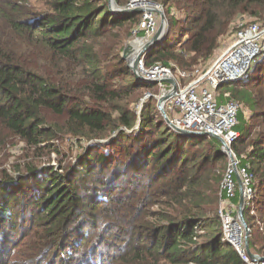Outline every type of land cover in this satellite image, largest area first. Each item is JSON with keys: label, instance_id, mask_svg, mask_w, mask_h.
I'll return each instance as SVG.
<instances>
[{"label": "trees", "instance_id": "16d2710c", "mask_svg": "<svg viewBox=\"0 0 264 264\" xmlns=\"http://www.w3.org/2000/svg\"><path fill=\"white\" fill-rule=\"evenodd\" d=\"M154 1L170 28L147 68L192 71L214 57L238 16L264 23V0ZM139 21L114 16L108 0H0V142L18 138L39 157H61L52 144L61 135L109 140L82 146L77 163L64 156L58 166L40 168V160L20 165L16 177L4 172L0 264H248L222 242L217 210L229 163L221 142L180 136L155 99L140 116L131 109L159 94L123 58ZM219 91L240 103L233 150L255 177L251 205L264 225V57L246 81ZM256 229L253 254L264 243V227Z\"/></svg>", "mask_w": 264, "mask_h": 264}, {"label": "built area", "instance_id": "2783aa9c", "mask_svg": "<svg viewBox=\"0 0 264 264\" xmlns=\"http://www.w3.org/2000/svg\"><path fill=\"white\" fill-rule=\"evenodd\" d=\"M127 8V11L134 12L132 14L137 11L142 13L138 25L131 32L132 43L149 42L160 30L159 12L165 13L164 5L151 0H129ZM168 28H170L169 22ZM228 42L224 52L202 70H181L173 64L172 66L157 64L147 68L144 60L148 53L145 54L139 63L140 74L160 86V95L149 92L143 102L150 99L158 101L162 95L172 90V85L168 81L174 80L177 91L166 104L167 113L171 115L169 117L174 125L183 130L205 133L224 140L229 149L225 153L229 164L222 181L218 209L223 225L222 242L233 246L248 264H264V262H253L248 257L244 250L247 233L234 218L238 206L234 200L239 195L240 187L243 190L246 208L251 205L255 197V177L250 172V166L242 167L233 150V145L240 137L237 127L241 106L229 96V93L222 95L224 97L222 102L219 91L222 85L246 81L253 67L264 57V23L240 19ZM132 51H134L133 46ZM173 68L177 69L176 72ZM225 149L226 147L222 146V150ZM255 212L251 214L255 215ZM236 228L239 231L238 239L232 237V232Z\"/></svg>", "mask_w": 264, "mask_h": 264}, {"label": "rangeland", "instance_id": "374dc122", "mask_svg": "<svg viewBox=\"0 0 264 264\" xmlns=\"http://www.w3.org/2000/svg\"><path fill=\"white\" fill-rule=\"evenodd\" d=\"M151 1L155 2L154 0H151ZM115 2H116V7L117 8L128 10V8H127L128 7V3H129L128 0H119V1L115 0ZM33 3H36V2H33ZM159 4H163V2H161ZM165 6H166L167 10L170 8L169 3H166ZM108 7L110 9L109 0H108ZM135 14H139L140 15V19L142 18V13L141 12L140 13H135ZM240 16H238L236 18V20L233 22V24L230 26L227 34L220 39L219 43H220V47H221L222 50L219 52V50H220V47H219V49L215 52V55H214L213 58H211L207 62H202V63L198 64L193 69L202 70V69L208 67L213 61H215V59L220 54H222L224 52L223 50L226 48V45L228 44V41H229L230 37L232 36V34L234 32L235 25L241 19ZM257 19H260V18H258V17H250V16H246L245 17V20L246 21H250V22L251 21H255ZM261 19L264 20V17H262ZM0 30L2 32H4V25L0 26ZM132 30H131V32H132ZM131 32L129 34V37L126 39L123 48L126 47L128 44L132 43V33ZM169 39L172 40V36H170ZM136 43H138L137 47L134 45L135 43H132L133 45L131 44V48L133 46L134 50L135 49L138 50L139 46H144L147 42L146 41H141V42H136ZM122 53H124V51ZM132 53H133V51H132ZM189 71H191V70H189ZM158 87H160V86L158 85ZM155 91H157V88L152 90V92H155ZM159 93H160V88H159ZM228 93L230 94V92H228ZM146 94H145V96H146ZM220 94L222 96L223 93L221 92ZM158 95H160V94H158ZM145 96H144V98H145ZM230 97L232 98V95ZM144 98L143 99L141 98L142 100H139L137 103H132L131 104V109H135L139 116L141 115L142 110H143V106L146 103V102L145 103L143 102ZM244 112H245L246 115H250L251 114L250 111L247 110L245 106H244ZM158 114L161 115L159 110H158ZM108 142H109L108 139H105V140H100V141H96V142L93 141V142H89V143H86V142L83 143V141H82L83 144H80L79 142H77V140L73 139L72 137L62 136L61 135V137L58 140L52 142V144H54V146H59V148L61 150H63L64 155L61 156V157H58L56 154H51L50 155L47 152H44L43 157H39L37 155V153H38L37 150H31V149L27 148V146H25L23 144V142H21V140L18 139V138H11V139L7 140V142H5V143L0 142V178L3 177L4 172H7L11 176H15L16 177V173H17L16 169L20 165L25 164L26 162L27 163H32V162H38V161L41 160V162L38 163L40 165V168H42L44 166L51 167V166H58L59 165L58 162L63 160L64 156H68V157H70L69 161H71L73 163H77L74 159L78 155H80V153L83 152L82 146L88 147V146L96 145V144L104 145V144H106ZM238 196L240 197V191H239V195ZM239 203H240V198L238 200V206H236V211H235V214H234V218H235V220H238L239 225H241V227L244 229V227L242 226V223L240 221L239 214H238ZM218 209H219V206H218ZM237 209H238V211H237ZM252 209H254V210H252ZM255 209H256L255 206L251 205V208L248 210V213H249L250 216H256L255 220H251L250 221V217H247L248 220L252 224V226L251 225H248V226H249L251 231L253 230V234H254L255 230H257L256 227H262V228L264 227V225L260 221L261 220V216H259V213L255 212ZM246 210H247V208L245 207V212H246ZM217 212H218V210H217ZM245 212H244V218H245ZM252 212H255V215H252L251 214ZM250 239H251V236L249 238V241H250ZM240 242L243 243L244 241H240ZM245 245H246V243H245ZM258 250H261V252L258 251L259 253H257L255 251L256 253H254V254L264 258V254H263L264 253V243L258 246ZM162 264H169V263L163 261Z\"/></svg>", "mask_w": 264, "mask_h": 264}, {"label": "water", "instance_id": "95a60500", "mask_svg": "<svg viewBox=\"0 0 264 264\" xmlns=\"http://www.w3.org/2000/svg\"><path fill=\"white\" fill-rule=\"evenodd\" d=\"M109 4H110V11L114 16L122 17V16H128V15L134 13V12L131 13L125 9L117 8L115 0H109ZM136 13H139V11H137ZM159 14L161 17L159 32L152 39H150L149 42L142 49H140V51L137 54H134V52L132 53V48H131L130 44H128L125 47L124 53H123V58L126 60L128 68L134 73L137 81L140 83H143V84H155L156 82L150 81L140 74L139 63L145 54L149 53L150 51L155 49L157 46H159L162 42H164L166 40L167 35H168V31H169L168 21H167V17L165 15V13L159 12ZM168 82L171 83L172 90L169 91L168 93L162 95L158 99L157 107H158L160 114L164 118L166 124L169 126V128H171L174 132H176L180 136H183L186 138H196V137H206V136L211 137V135H208L205 133H197V132H191V131L183 130V129L178 128L177 126L174 125V123L172 122L171 118L169 117V115L167 113L166 104H167L168 100L176 93L177 84L174 80H171ZM214 138L217 139L218 141H220L222 146L226 147L225 151H223V153L225 155V153H227L229 151V149L227 148L224 140L220 137H214ZM239 184L241 186L240 179H239ZM245 207H246V202H245V198L243 195L242 187H240V203H239L238 214H239V218H240V221L242 223V226L244 227V229L247 233L246 241H245V243H246L245 249H246L248 257L253 262H264V258L253 254L250 250L249 238H250L251 230H250V228H249V226H248V224L244 218Z\"/></svg>", "mask_w": 264, "mask_h": 264}, {"label": "bare ground", "instance_id": "6f19581e", "mask_svg": "<svg viewBox=\"0 0 264 264\" xmlns=\"http://www.w3.org/2000/svg\"><path fill=\"white\" fill-rule=\"evenodd\" d=\"M147 43H148V42H147ZM147 43H146V44H147ZM137 44H138V43H135L134 45L137 47ZM146 44H145V45H146ZM145 45H144V46H145ZM144 46H139V49H138V50L135 49V50L133 51L134 54H137V53L140 51V49H142ZM232 237H235V238H237V239L239 238V231H238L237 228L232 232Z\"/></svg>", "mask_w": 264, "mask_h": 264}, {"label": "clouds", "instance_id": "9594fccd", "mask_svg": "<svg viewBox=\"0 0 264 264\" xmlns=\"http://www.w3.org/2000/svg\"><path fill=\"white\" fill-rule=\"evenodd\" d=\"M240 198V197H239Z\"/></svg>", "mask_w": 264, "mask_h": 264}]
</instances>
